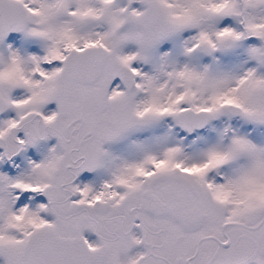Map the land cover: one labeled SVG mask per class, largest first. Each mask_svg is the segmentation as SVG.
I'll list each match as a JSON object with an SVG mask.
<instances>
[{
  "label": "snow or ice",
  "instance_id": "snow-or-ice-1",
  "mask_svg": "<svg viewBox=\"0 0 264 264\" xmlns=\"http://www.w3.org/2000/svg\"><path fill=\"white\" fill-rule=\"evenodd\" d=\"M0 264H264V0H0Z\"/></svg>",
  "mask_w": 264,
  "mask_h": 264
}]
</instances>
